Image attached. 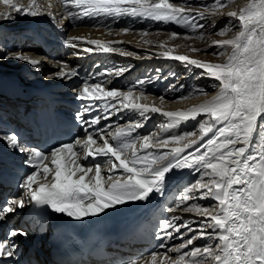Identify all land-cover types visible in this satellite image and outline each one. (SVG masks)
Returning a JSON list of instances; mask_svg holds the SVG:
<instances>
[{
  "label": "snow or ice",
  "instance_id": "obj_1",
  "mask_svg": "<svg viewBox=\"0 0 264 264\" xmlns=\"http://www.w3.org/2000/svg\"><path fill=\"white\" fill-rule=\"evenodd\" d=\"M0 3L9 9L7 13H0L5 19H10L12 12L32 17L40 14L35 7L25 6L19 0L15 3L0 0ZM64 4L70 7L68 16L74 21L94 16L150 18L187 27L185 34L171 33L173 38L203 39L206 33L198 30H206L207 26L199 21L208 17L204 11L193 13L190 9L217 11L227 7L228 0L196 6L188 0L178 4L173 0H64ZM228 16L237 19L242 30L233 39L213 41L212 47L218 51L204 50L206 55L219 57L231 48L225 61L205 62L188 55H170L169 51L157 54L199 69L202 75L218 82L214 98L199 107L188 111H163L139 102L151 95L139 87L146 83L144 79L126 89L108 88L105 73L120 76L129 70V66H118L99 77H90L77 89L76 98L82 105L76 119L83 135L73 142L44 153L21 144L14 133H0V140L10 148L28 154L25 163L35 169L20 183L21 196L11 198L0 207V220L17 208H25L26 204L47 205L54 212L77 221L96 217L106 209L147 200L153 192L162 193L167 173L173 168H188L199 172V179L167 211L195 213L201 219L194 221L174 215L160 220L155 236L160 241L157 250L133 258L128 264H141V261L146 264H264V0H260L259 6L251 3ZM107 30L116 29L108 27ZM119 31L133 30L123 28ZM217 31L221 36L226 34L224 28ZM139 33L145 37L152 34L150 30ZM122 43L65 38L66 47L79 50L75 55L82 51L137 56L118 46ZM192 51L200 50L194 48ZM14 56L33 67L39 65L38 60L22 52ZM56 63L60 70L49 77L71 79L78 75L66 61ZM156 71L159 73V69ZM93 79L97 82L92 83ZM173 89L176 85L170 84L167 91ZM199 94L207 93L194 89L169 102L176 103ZM158 98L164 102L163 94ZM121 113H135L138 118L129 119L122 126L112 119ZM151 114L165 119L146 134H139L137 130L144 128ZM102 120L107 123L101 125ZM189 120L196 122L192 130L173 131ZM76 145L81 146L79 150ZM98 157L107 159L103 164L86 163ZM105 168L106 175L102 172ZM92 173L94 177H90ZM50 174L51 182H41L47 181ZM204 200L211 202H199ZM18 235L27 237L28 232L11 229L8 241L0 242V264L17 256V245L10 241ZM174 239L180 243H169ZM198 239L207 243L195 244Z\"/></svg>",
  "mask_w": 264,
  "mask_h": 264
},
{
  "label": "bare ground",
  "instance_id": "obj_2",
  "mask_svg": "<svg viewBox=\"0 0 264 264\" xmlns=\"http://www.w3.org/2000/svg\"><path fill=\"white\" fill-rule=\"evenodd\" d=\"M13 2L15 3L17 2V0H13ZM19 2L25 6L32 5L39 11L40 14L36 17H32V16L21 15L19 13L12 12L10 19H5L3 15H0V32L6 33L7 36L9 37L8 39L15 40V42L18 43L23 42L24 44L38 45L44 42L45 44L44 46L45 47L47 46L49 49H51L52 52H54L57 55V57L60 58V61H66L69 64L70 68L76 69V71L78 72L77 76H73L71 79L59 78L57 82H54L58 86L62 87L61 89H59V87L56 89L57 91L65 94L64 96H62V99L66 97L69 98L71 101L78 100L76 98L77 89H79V87L85 82V80H88L92 76L99 77L100 74L105 72L106 70L113 69V65H114L113 63L115 61L117 62L118 57L121 56L119 53H103V52L84 53L82 51L79 52V55H75L74 53L79 51L78 49H73L65 46V38L67 36L76 37L81 39L82 41H87V40H101L103 42L122 41L123 43L118 45L119 47L124 48L130 46L134 51H142L147 46L150 45L154 46L159 42H161L157 38L158 35H148L145 37V36H141L139 33V31L142 30L141 29L142 27L148 24L151 25L153 20L150 18L131 17V16H123L119 18H114L111 16H94V17H86L78 21H74L73 18L68 16L70 7L65 6L64 0H19ZM59 5H61L60 8H58ZM61 9L63 10V13L60 14ZM7 12H9L7 6L4 5L3 3H0V13H7ZM219 18L220 19L218 21L214 22L216 25L219 24L223 19L222 16ZM77 23H79L80 25L78 27H75V24ZM108 27H111L116 30L109 32L107 30ZM123 28H130L133 31H130L128 33L119 31V29H123ZM69 30L70 33L67 34ZM51 33L52 35L50 36ZM53 37H55V39H53ZM156 38L159 42L155 40ZM166 38L164 39L166 40ZM56 40H61L62 43L60 44V42H56ZM63 42L64 45L61 46ZM87 46L90 48L94 47L93 45H87ZM166 47L168 50V48H171L172 46L168 43L166 44ZM175 49H177L178 52L184 53L182 48L179 49L176 47ZM12 50L16 51L17 48H13ZM33 51L34 49L30 47L27 48L26 51L22 53L30 56L33 59L38 60L39 65L33 67L31 64L27 62L17 60L14 63V65H16L17 67L18 65H20L22 69L19 72L15 73L17 74V77L23 78L24 75L32 74L39 70L41 60L39 59L40 57L36 56L33 53ZM170 55H180V54L176 52L175 53L172 52V54L170 53ZM122 57L123 59H126V58H130L131 56L130 57L122 56ZM131 59L132 60L130 61L132 62L134 61V63L135 61L137 62V64L135 65L136 67L138 65L137 67L138 69L140 67L139 64L141 62L145 61L144 63H149V64L150 62H152L151 60H149L150 58H141L142 59L141 62L137 61L138 60L137 58H131ZM157 59L172 61V63L178 62L172 59H166L162 55L161 57L160 56L157 57ZM6 68L9 69L8 71H10V68H16V67H14L13 64H9L6 66ZM59 70L55 69L54 71L51 72H58ZM135 70L134 72H131L129 69L120 76H115L112 74L105 73V76L108 79L107 87L108 88L117 87L120 89H126L127 87L131 86L134 82L138 81L137 78L135 77V74L137 73L138 70L137 71ZM37 78L40 79L41 77L38 76ZM104 78L105 77H100V79H104ZM91 82L95 83L97 81L93 79ZM45 85L47 84L44 82L43 86ZM163 86L161 87V86L152 85L151 87L150 86L145 87L144 85H140L139 87L143 88L145 92L150 93L151 95H149L146 99L139 102L148 104L150 106L154 105L156 107H160L162 108L163 111H188L194 107H199L200 105L212 100L218 91L217 89L212 93L210 92L209 94L204 96L194 97L191 100L184 99L176 103H171L169 101L175 100L177 99V97L172 96L173 92L167 91L168 89L167 86L165 85ZM67 93H68V97L66 96ZM162 94L164 95L165 98L169 97L170 100L164 99V102L161 103L158 97L159 95ZM136 96L137 97L139 96V92L136 93ZM151 116H152V118L150 119L152 120L151 125H149L150 123L149 120L145 124L144 128L138 129L137 132H139V134H146L154 127V125L158 124L159 121H163L165 119L163 116L159 114H151ZM120 117H123L121 121H119ZM134 117L138 118L135 113L132 114L124 113L119 117H113L112 119L118 124H124L127 120L133 119ZM199 118L202 119L203 116ZM186 124L189 125L190 128L186 126L187 128L184 131L187 130L189 131L195 127L196 122L189 120L188 122H186ZM180 131H182V129H180ZM168 134L169 133H167L166 135ZM205 139H207V137H205ZM200 143H203V141H200ZM171 146L172 145H170V147ZM139 147L140 146L137 145V149H139ZM80 160L83 162V159ZM105 161L106 159L98 160L97 163L103 164ZM107 171H108L107 168L102 169V172L105 175L107 174ZM195 174L196 177L193 180H189ZM50 176L51 177L48 176L47 181L42 180L41 182H51L52 175L50 174ZM199 176L200 173L195 171L194 169L173 168L165 176L162 186V193L153 192L148 197L147 200L134 201V202L125 203L123 205H117L116 207L107 209V211L101 213L100 216L113 215V218L106 220H113L118 225V227H125L128 225L131 228L135 229L138 235H139V231L141 233H147L149 235L155 233L156 228L158 227V224L155 225V221L168 220L171 216L174 215L182 216L185 219L191 218L192 220L197 221L201 218L200 217H198L197 219L193 218V214L195 213H182L179 211L175 213H170L166 211V209L167 207L169 208L173 207L177 203L178 198L182 194H184V192L199 179ZM90 177H94V173L90 174ZM199 202L206 204V203H210L211 201L204 200ZM156 206H158V209H156ZM67 219H69L72 224H74L75 221H77L68 216ZM86 219L87 217L84 218L83 220ZM152 220H154V222ZM78 222L81 221L79 220L77 221V223ZM193 227H195V224L193 225ZM185 239H187V237H185ZM142 240L143 241L148 240L146 245L150 246L153 250H157V246L160 243V241L151 239L150 237L149 238L142 237ZM169 243L179 244L180 241L174 239ZM194 243L205 244L207 242L198 239ZM171 255L175 257L176 253H172ZM143 264H146V262H144Z\"/></svg>",
  "mask_w": 264,
  "mask_h": 264
},
{
  "label": "rangeland",
  "instance_id": "obj_3",
  "mask_svg": "<svg viewBox=\"0 0 264 264\" xmlns=\"http://www.w3.org/2000/svg\"><path fill=\"white\" fill-rule=\"evenodd\" d=\"M182 0H173V3H181ZM188 3L196 6L199 4H212L214 3V0H188ZM255 3L257 6H259L260 0H228V6L219 9L217 11H211V10H204L200 8H193L190 9L193 13L195 12H200L204 11L205 16L208 17L206 20H201L199 23H203L207 26L206 30L205 29H199V32H205V36L203 39L201 38H183L182 36H177L173 38L171 36V33L173 32H178L181 34H185L188 32L187 27L184 24H177L175 22H156L152 21L151 25L146 28H143L142 30H150L151 35H158L157 38L161 41L159 42L157 38L155 39L158 44L152 46H147L145 47L144 50L142 51H134L130 46L124 47V49L128 51H132L134 53H137L136 56H129L130 58L123 59L122 56L118 57V61L114 62L113 68L118 67V66H129V69L131 72H134L132 70L136 69L135 64L137 62L130 61L132 60L131 58H137L139 62L142 61L141 58H150L152 62L149 63H144L145 61L141 62L139 64V69L137 68L135 71H137L136 78L138 80L144 79L146 83L144 84L145 87L148 86H167L169 87L170 84H175L176 89L171 90L170 92L172 93V96H176L177 99L181 96L187 95L189 93H192L194 89L202 90L203 93L209 94L210 92H214L217 90L216 85L218 84L217 81L214 79L208 78L206 75H202L201 70L195 69V68H189L186 67L184 63L182 62H173L172 61H166L163 59H157V57H161V55H157L158 53H163L165 51H171L170 53H179L180 55H188L190 58L194 59H200L205 62H212V63H221L225 61L228 57V55L231 54L232 49L229 48L228 52L224 56H213V55H206L204 50H207L208 52H213V51H218L217 48L212 47V42L213 41H220V40H226V39H233L237 36L239 31H241L240 27V22L237 19H233L228 16V13L230 12H239L241 9H245L248 7L249 4ZM222 16V21L219 24H215L214 22L218 21ZM229 18V19H228ZM228 19V20H226ZM230 24V25H229ZM213 25H215L213 27ZM224 28L226 30V34L221 36L218 34V29ZM137 30V29H136ZM159 30V32H157ZM70 33V30L67 32V34ZM156 33V34H154ZM212 33H217V34H212ZM169 35V36H168ZM167 37V38H166ZM166 38V40L164 39ZM62 41L60 42V44ZM170 44L172 47L168 48L166 47V44ZM163 44L165 47L161 48L159 45ZM64 45V42L61 46ZM175 45V46H174ZM180 45V46H179ZM207 46V47H206ZM183 49L184 53L178 52L177 49ZM190 48V49H189ZM198 49L200 51L193 52L192 49ZM150 49V50H149ZM153 50V51H151ZM187 50V51H186ZM187 52V53H186ZM73 54V53H72ZM141 58H140V57ZM112 57V55H111ZM139 57V58H138ZM153 58V59H152ZM155 59V60H154ZM111 63V62H110ZM134 64V65H131ZM157 69H159V73H157ZM9 70V69H7ZM145 72V73H144ZM149 75H148V74ZM175 74V75H173ZM157 75L159 76V79H156ZM165 83V84H163ZM162 84V85H161ZM180 85L183 87L181 88ZM164 87V86H163ZM207 94H199L195 95L194 97H200L204 96ZM160 96V95H159ZM171 96V97H172ZM192 98H188L186 100H191ZM166 100H170L169 97L165 98ZM184 100V99H183ZM181 101V100H180ZM162 121H159V123ZM189 125L186 123H181L178 129H174L173 131H184ZM193 129V128H192ZM191 129V130H192ZM152 130V129H151ZM188 131V130H187ZM190 131V130H189ZM168 135H171L169 133ZM195 139V137L193 138Z\"/></svg>",
  "mask_w": 264,
  "mask_h": 264
}]
</instances>
